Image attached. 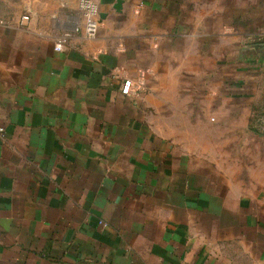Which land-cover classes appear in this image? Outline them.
<instances>
[{
	"label": "crops",
	"instance_id": "obj_1",
	"mask_svg": "<svg viewBox=\"0 0 264 264\" xmlns=\"http://www.w3.org/2000/svg\"><path fill=\"white\" fill-rule=\"evenodd\" d=\"M80 1L0 0V264H264V0Z\"/></svg>",
	"mask_w": 264,
	"mask_h": 264
},
{
	"label": "rangeland",
	"instance_id": "obj_2",
	"mask_svg": "<svg viewBox=\"0 0 264 264\" xmlns=\"http://www.w3.org/2000/svg\"><path fill=\"white\" fill-rule=\"evenodd\" d=\"M210 48L212 49V51H215L218 54L219 48H220V43L218 41H214L210 45ZM205 62H206V64H208V60H206ZM218 64L219 63L217 60H215V59L210 60V66H211L212 70H210V72L207 73L205 76H202V77L198 76V77H195V79H194L195 85L198 86L197 90L195 92L196 93V95H195L196 99H202L205 96L204 93L207 92L208 89L210 88L209 90L211 93H210V97L208 98V100L210 99L209 101L212 104V108L209 109L210 115H211L210 117H212V119L214 117L218 118L221 114V111L219 108V103H220V99H221V97L219 95V87L221 86L220 84H223V81L222 82L220 81ZM234 81H235V79L233 78V79L229 80L227 85H226V87L229 90H231L232 92L236 91L233 87ZM260 102L261 103L264 102V98ZM206 108H209V105H207ZM201 109H202V107H201ZM202 111H203V109H202ZM259 112L264 114V107L259 109L258 113ZM261 119H263V117ZM261 119H260V123L258 125L260 127V132L263 134V135H260V137L264 138V121ZM180 126L187 128L188 133L186 132L185 135L190 134V136L193 135L195 137V140H194L193 136H191L190 141L195 142L196 146H198V147L202 146L206 142H210V139L217 146L219 145V142H220L218 139L219 131H217V130L213 129L212 131L204 132V125L202 123L191 124V125L182 124ZM214 131H216V132H214ZM181 137L184 138V134H181ZM260 141H262V145L264 147V139L263 140L261 139Z\"/></svg>",
	"mask_w": 264,
	"mask_h": 264
},
{
	"label": "built area",
	"instance_id": "obj_3",
	"mask_svg": "<svg viewBox=\"0 0 264 264\" xmlns=\"http://www.w3.org/2000/svg\"><path fill=\"white\" fill-rule=\"evenodd\" d=\"M80 10L84 17V24L83 26H77L76 30L80 31L83 30L84 34L88 38H95L99 34L100 30V10L98 4L94 0H81L80 1ZM30 17L29 15H24L22 21L28 20ZM0 23H3V20L0 18ZM66 41L65 38H62L58 44L56 45L57 49H62L64 42ZM147 87L146 81V71H142L140 75L136 78L134 77H125L121 91L125 95H140L145 92ZM2 131L3 128H0ZM104 227L108 226L107 222L101 221L100 222Z\"/></svg>",
	"mask_w": 264,
	"mask_h": 264
},
{
	"label": "water",
	"instance_id": "obj_4",
	"mask_svg": "<svg viewBox=\"0 0 264 264\" xmlns=\"http://www.w3.org/2000/svg\"><path fill=\"white\" fill-rule=\"evenodd\" d=\"M122 3H123V0H118L117 4L115 5V7L118 9V10H121L122 8Z\"/></svg>",
	"mask_w": 264,
	"mask_h": 264
}]
</instances>
